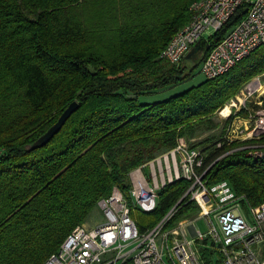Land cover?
I'll use <instances>...</instances> for the list:
<instances>
[{"label":"trees","instance_id":"16d2710c","mask_svg":"<svg viewBox=\"0 0 264 264\" xmlns=\"http://www.w3.org/2000/svg\"><path fill=\"white\" fill-rule=\"evenodd\" d=\"M197 1L0 0V264H43L114 187L128 194L134 169L173 150L197 127H215L214 114L264 74L262 45L218 78L141 103L187 82L247 15L239 8L207 40L204 56L199 51L179 66L162 60ZM73 102L76 113L32 150ZM223 139L209 153L198 147L211 165L205 179L228 181L252 206L264 204V161L246 151L223 156L239 147ZM187 186L182 180L164 188L152 213L163 217ZM203 259L211 264L207 251Z\"/></svg>","mask_w":264,"mask_h":264},{"label":"built area","instance_id":"2783aa9c","mask_svg":"<svg viewBox=\"0 0 264 264\" xmlns=\"http://www.w3.org/2000/svg\"><path fill=\"white\" fill-rule=\"evenodd\" d=\"M241 7L247 8L245 18L226 32L201 64L207 80L228 73L264 45V0H198L189 8L191 21L164 47L162 60L179 66L202 39L219 32ZM245 90L244 100L238 98L230 104L236 109V119L223 139L226 145L238 143L239 147L223 156L246 151L248 157L264 161V143L260 142L264 137V92ZM255 93L259 96L250 109L246 94L252 97ZM241 109L248 112L246 117L238 115ZM231 114L222 113L228 119ZM205 160L202 149L181 139L173 150L141 164L129 175L127 195L114 187L99 200L105 222L92 228L77 226L43 264H206L203 251L208 252L211 264H264V204L252 206L228 181L210 185L205 175L211 165L206 167ZM182 180L189 186L181 199L155 228L141 232L132 212H154L161 191ZM192 204L209 230L202 233L195 225L197 219H186L164 232ZM214 252L221 259L213 260Z\"/></svg>","mask_w":264,"mask_h":264},{"label":"rangeland","instance_id":"374dc122","mask_svg":"<svg viewBox=\"0 0 264 264\" xmlns=\"http://www.w3.org/2000/svg\"><path fill=\"white\" fill-rule=\"evenodd\" d=\"M264 49V46L261 47V49L259 50L262 51ZM244 65V63H241L239 65V67L237 68L240 69L241 66ZM206 77L203 75V73L201 72V65L195 69L193 76L185 83L181 84V85H176L175 87L172 88H168L162 91H159L153 95L150 96H144L140 99L141 103H156V102H161L169 99L170 97L173 96H177L180 93H183L185 91H187L188 89L197 86L198 84H202L204 81H206ZM259 84H261L262 86L264 85V74L258 75L256 77H254L253 79H251L249 82H246L243 86L242 89L240 90V92L235 95L232 99L228 100L227 103L224 105L223 108L219 109L214 116L212 117L211 121L215 124V127L213 128H208L207 125H203L201 127H197V130L195 132L194 135H192L191 138H187L185 139V141H187L188 144L200 147V148H205L208 147L210 150L208 151L211 152L215 149V144L217 142H219L221 139H223L227 133L228 127L231 125V123L236 119L234 113L236 112V109H233L230 104L233 101L238 102V98H241L242 100H244L245 98H243V91H246V88H252V91H254L256 88L259 87ZM247 99H246V104L248 106V108L253 109V104L254 102L257 100L258 98V93L253 94L252 97L248 96V94H246ZM231 107V111L232 114L229 117V119L234 116V118L232 119L231 123H228L226 121H229L228 118L224 117L227 116L228 114H230L228 112L227 115L224 114V111L226 110V108ZM230 111V110H229ZM242 111V109H241ZM238 112V115L240 114V112ZM222 113L224 114V116L222 115ZM229 116V115H228ZM240 117H242V115H239ZM2 152H0L1 154ZM249 161H252V159H249ZM198 210H194V209H190V210H186L183 211L182 213L178 214L176 216V218L173 220L172 223H170L165 229L164 232L169 231V229L171 230L173 227H176L179 222L183 221V220H196L195 225L197 226V229L200 230L202 233H206L209 230L208 224L206 222V220L204 218L199 217V212H197ZM199 217V218H198ZM132 218L133 220L136 222L139 230L141 232H149L151 231L153 228H155L164 218L161 217L159 218L158 215L152 213V212H143L141 210H134L132 212ZM105 222V217L103 212L100 210L99 207L95 208L92 213L89 215V217L87 218V220L85 221V223H83L82 225L87 227V228H92L95 227L99 224H103ZM144 229V230H143ZM192 238V235L190 234V237ZM211 257H213V260L218 261L219 259H221L220 255L218 252H214L213 254H211Z\"/></svg>","mask_w":264,"mask_h":264},{"label":"water","instance_id":"95a60500","mask_svg":"<svg viewBox=\"0 0 264 264\" xmlns=\"http://www.w3.org/2000/svg\"><path fill=\"white\" fill-rule=\"evenodd\" d=\"M207 45V40L202 39L197 46L190 52V54L187 56L188 58H194L199 51H202L204 54L206 53V50L204 47ZM206 49H208L206 47ZM79 108V103L78 102H73L70 104V106L63 112V114L60 116L58 121L49 129L43 136L39 138L31 147L32 150L41 148L45 146L63 127L64 124L68 121V119L72 116V114L78 110Z\"/></svg>","mask_w":264,"mask_h":264},{"label":"bare ground","instance_id":"6f19581e","mask_svg":"<svg viewBox=\"0 0 264 264\" xmlns=\"http://www.w3.org/2000/svg\"><path fill=\"white\" fill-rule=\"evenodd\" d=\"M258 88H259V90H260L261 93L264 92V85L262 86L261 84H259V87H258ZM230 108H231V107L226 108V110L224 111V114H225V115H227L228 112H229V113L231 112V109H230ZM229 110H230V111H229ZM224 114H223V115H224ZM228 115H229V114H228ZM228 115H227V116H228Z\"/></svg>","mask_w":264,"mask_h":264}]
</instances>
